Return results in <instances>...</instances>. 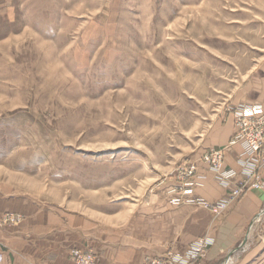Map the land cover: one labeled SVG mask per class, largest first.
<instances>
[{"label": "rangeland", "instance_id": "rangeland-1", "mask_svg": "<svg viewBox=\"0 0 264 264\" xmlns=\"http://www.w3.org/2000/svg\"><path fill=\"white\" fill-rule=\"evenodd\" d=\"M255 43L264 0H0V191L65 202L170 181ZM240 255L264 264V226Z\"/></svg>", "mask_w": 264, "mask_h": 264}, {"label": "crops", "instance_id": "crops-1", "mask_svg": "<svg viewBox=\"0 0 264 264\" xmlns=\"http://www.w3.org/2000/svg\"><path fill=\"white\" fill-rule=\"evenodd\" d=\"M251 47L254 58L240 64L242 71L225 107L205 131L202 149L188 159L222 149L224 169L236 174L224 186L205 165L198 167L192 193L208 203L226 198L231 187L244 178L240 148L229 145L234 133L233 111L259 106L264 113V45ZM259 174L264 183V169ZM173 182L164 180L153 188L132 190L131 197L116 194L115 199H106L111 189H97L92 191L94 195L70 197L65 202L2 189L0 216L21 217L0 228L2 264H73L69 254L74 249L93 253L97 264H145L146 258L166 253L190 262L188 252L202 239L211 244L199 264H243L241 252L260 236L264 226V213L259 223L254 221L264 211V185L215 215L196 206L173 205L166 194Z\"/></svg>", "mask_w": 264, "mask_h": 264}, {"label": "built area", "instance_id": "built-area-1", "mask_svg": "<svg viewBox=\"0 0 264 264\" xmlns=\"http://www.w3.org/2000/svg\"><path fill=\"white\" fill-rule=\"evenodd\" d=\"M234 133L229 145L240 148L239 163L244 178L236 182L227 193L226 198L208 203L194 196L192 189L196 186L198 167L205 165L214 172L218 182L224 186L231 183L236 174L223 167V150L214 149L187 160L179 165L173 175V185L167 189V196L173 205H191L212 212L215 215L223 214L229 205L238 202L246 193L261 188L264 183L259 171L264 169V113L259 106L238 108L233 111ZM264 211L255 218L260 222ZM20 217L5 215L0 219V228L18 222ZM211 242L202 239L193 244L188 252L190 262L175 259L170 253L161 256L146 258L145 264H199L206 254ZM0 243V264L3 263L4 254ZM69 259L73 264H97L96 257L91 252L71 250Z\"/></svg>", "mask_w": 264, "mask_h": 264}, {"label": "water", "instance_id": "water-1", "mask_svg": "<svg viewBox=\"0 0 264 264\" xmlns=\"http://www.w3.org/2000/svg\"><path fill=\"white\" fill-rule=\"evenodd\" d=\"M241 246H243V245H241Z\"/></svg>", "mask_w": 264, "mask_h": 264}]
</instances>
